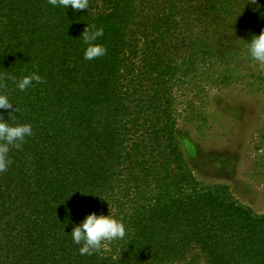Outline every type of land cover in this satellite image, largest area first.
<instances>
[{
	"label": "trees",
	"instance_id": "1",
	"mask_svg": "<svg viewBox=\"0 0 264 264\" xmlns=\"http://www.w3.org/2000/svg\"><path fill=\"white\" fill-rule=\"evenodd\" d=\"M245 3L0 0V75L44 78L0 89L13 103L0 115L33 126L0 173V264H264V213L199 183L176 136L251 61L264 0ZM86 25L103 28L104 57L83 59ZM110 210L125 237L80 255L73 225Z\"/></svg>",
	"mask_w": 264,
	"mask_h": 264
},
{
	"label": "rangeland",
	"instance_id": "2",
	"mask_svg": "<svg viewBox=\"0 0 264 264\" xmlns=\"http://www.w3.org/2000/svg\"><path fill=\"white\" fill-rule=\"evenodd\" d=\"M208 93L203 119L177 127L188 165L202 185H227L235 199L264 213V66L242 64Z\"/></svg>",
	"mask_w": 264,
	"mask_h": 264
},
{
	"label": "clouds",
	"instance_id": "3",
	"mask_svg": "<svg viewBox=\"0 0 264 264\" xmlns=\"http://www.w3.org/2000/svg\"><path fill=\"white\" fill-rule=\"evenodd\" d=\"M52 7H63L65 10L71 7L73 11L88 9V0H47ZM248 5L254 6L253 10L260 8L257 0H246ZM258 6V7H257ZM261 15H264L262 13ZM104 35L102 27L96 25H86L81 36L83 44V59L92 61L104 57L107 48L97 41ZM246 54L258 65L264 66V29L259 34L253 33L249 40H246ZM10 80L20 91H25L42 84L44 78L36 71L17 78L14 75H0V89L5 87L4 81ZM13 103L10 102L6 92L0 91V109H10ZM17 112L18 109L15 108ZM11 113H9L10 116ZM33 135V126L29 122L15 123L9 122L0 115V173L8 170L12 164L10 152L13 149H20L28 137ZM126 223L123 216H119L111 210L108 214L87 213L84 218L75 223L71 230L72 242L78 246L80 255L99 254L107 249L108 244L113 241L122 240L126 235Z\"/></svg>",
	"mask_w": 264,
	"mask_h": 264
}]
</instances>
